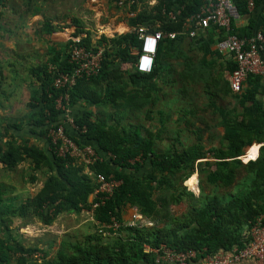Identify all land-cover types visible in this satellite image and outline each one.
<instances>
[{"label":"trees","instance_id":"1","mask_svg":"<svg viewBox=\"0 0 264 264\" xmlns=\"http://www.w3.org/2000/svg\"><path fill=\"white\" fill-rule=\"evenodd\" d=\"M147 1L137 0L132 5L126 0L124 6L133 14L128 19L129 27L146 26L149 32L159 30L163 34L150 73H140L134 67L132 49L140 46L136 32L110 39L101 37L94 46L103 48L100 73L82 78L70 88L56 89L48 73L49 65L72 71L69 41L64 49L52 52L30 70L41 81L40 90L31 96V110L25 119L12 124L1 122L0 166L11 172L28 162L32 172L29 182H37L36 173L43 181L39 190L24 201L19 196H6L11 188L0 186V264H130L139 259L155 262L149 249L162 246L174 252L195 251L194 262L198 263L206 255L242 249L250 241L249 229L264 214V79L248 75L241 92L234 93L229 77L236 64H225L224 78L222 70L214 73V63L205 65V58L220 57L212 46L228 35L246 40L258 31L264 35V0H253L251 10L246 1L232 0L237 18L245 19V25L236 27L233 18L231 31L210 24L203 35L193 38L185 22L199 11L204 0H158L150 9ZM169 13L175 18L168 17ZM72 22L76 27L72 36L82 34L84 30L77 21ZM49 23L45 19V27L51 31ZM169 33L176 35L169 38ZM81 44L91 47L87 34ZM185 44L192 55L184 57L176 94L186 98L188 86H199L206 100H176L175 123L183 122L186 129L192 130L194 142L183 138L178 128L172 136L174 131L166 124L169 116L162 110L157 111L161 117L152 127L140 121L154 122V106L160 101L159 84L167 85L174 67L171 60L184 54L180 47ZM194 54H200L199 61L192 60ZM203 68L213 78L206 79ZM186 80L195 84L186 86ZM195 92L198 96L196 88ZM61 94L68 96L64 105L73 110V123L78 129L74 131L63 123L65 136L80 149L90 146L99 155L91 164L85 165L69 155L59 156L55 151L51 132L62 124V113L56 108ZM168 94L163 91L164 98ZM221 96L232 98L234 107L219 106ZM199 111L219 116L223 133L218 146L205 148L216 137V124L200 116ZM26 127L31 135L46 141L47 147L10 134L11 130L20 132ZM164 138L169 142L162 144ZM253 144H262L257 157L250 151L246 157L255 159L243 163L240 157ZM194 172L199 179L197 196L183 185ZM98 174L118 185L111 195H100L90 202L96 187L93 178ZM94 203L98 206L93 209ZM181 205L183 209L177 212L175 209ZM127 207L134 208L143 221L152 225H122L117 230L108 227L112 217L125 222L122 215ZM83 210L92 212L100 229L86 235L83 241L62 240L52 258L47 259L49 249L25 247L12 234L11 225L16 219L23 220V226L32 220L49 226L60 214H79ZM104 232L111 236L110 240H103ZM54 240L52 236L36 242L51 247Z\"/></svg>","mask_w":264,"mask_h":264},{"label":"crops","instance_id":"2","mask_svg":"<svg viewBox=\"0 0 264 264\" xmlns=\"http://www.w3.org/2000/svg\"><path fill=\"white\" fill-rule=\"evenodd\" d=\"M66 1L67 0H0V60L3 59L2 63H0V83L4 82L7 86L6 89H3L1 85L3 86L4 83L0 84V131H2V121L3 123L12 124L25 119V117L30 113L31 109L28 107V103L31 100V96L35 93V90H40L41 85V81L34 77L30 73V70L33 67L38 66L39 64L41 65V63L44 62L47 57L50 56V54H52V52H55L56 50L61 51L62 49H64V45H66L69 41L67 40L68 36H72L76 31V27L73 25L72 22L73 20L77 21V24H79V26L84 30L82 33H86L89 36L91 46L97 45L98 41L103 36L110 39L115 35L127 33L131 29V27H129L128 25V19L132 17L133 14L129 13L125 6H119L117 4V1L114 0H69L68 2L71 4L80 3L81 7L79 8L77 18L73 17L74 15H71L69 19L63 22L68 25L67 27H64V25L59 22L57 16H51L50 18V14L56 12V10H59L61 13L65 14ZM109 3H115L118 6L115 7V11H113V8L109 5ZM59 4L61 5L60 9ZM103 4H105V6H103ZM45 19H49V24L52 27L51 31H49L48 28L45 27ZM103 20H105V23H103ZM235 21L236 27H242L243 25H245L246 20L236 18ZM73 28H75L74 32ZM33 40L35 42H33ZM188 48L189 46L186 44L180 47L181 53L184 52V54L177 59L171 60V63L174 67L172 69L170 78L167 81V85L164 86L162 85V83L159 84L162 93H158L160 101L157 105L154 106L152 114L153 117L157 115L158 117H161L160 114L157 113V111L162 110V112L164 113V111L166 110V113H164V115L169 116V120L166 124L171 129L175 127L173 126V124L176 125L175 119L178 116V112H176L178 110L176 100L197 99L199 102L206 100V95L202 94L201 88L199 86L189 87L188 84L191 82H187V80L186 86H188V88L186 91V98L180 96V93L179 96L176 94L178 93L177 87L180 83L178 77L179 72H181L183 68L182 63H184V57H191L192 55V52H188ZM212 49L218 50V55L220 57L214 55L208 57L207 59L205 58V62L208 61L205 63V65L209 66L211 63H214V73L216 69L222 70V77L225 78V64L228 63L229 60L227 56L219 50L218 43L212 46ZM30 52L32 53V55L29 54ZM42 53H44V55ZM194 55L195 56L192 57V60L199 61L200 54ZM29 58L31 62H26ZM216 58L218 60H216ZM36 60L39 61L35 62ZM19 68L22 72L26 74H24L25 77L28 78V80H23L27 81L25 83L26 86L29 88L28 90H19V83L13 80L14 78L12 76V73L18 72ZM203 71V74H205L204 68ZM205 77L209 80L213 78V75L211 76L206 73ZM174 78H176V80ZM13 82H15L14 85L16 89H11L13 86ZM191 84L194 85L195 82H192ZM195 88L198 91V96H196ZM163 91L169 93L167 98L163 97ZM20 94L22 96H20ZM37 95L38 94H36V96ZM221 97H219L217 101L223 102L224 107L226 106V108H232L236 104L235 101L230 97ZM19 98L22 99L24 103L22 102V104L18 107L16 102L17 100H19ZM19 113L21 114L20 116L24 117H22L21 119L12 117L13 115H16L18 117ZM199 114H201L200 116L204 118L206 116L208 122H211L212 117H215L214 114H205V111H199ZM216 117L218 116L216 115ZM158 120L159 118L156 122H158ZM172 121H174V123H172ZM199 125L202 127L201 123ZM218 131L223 133V128L218 127ZM20 132H28V127L24 128ZM17 133L19 132L13 130L10 131V134H12L15 138L25 136L22 135L18 137L16 135ZM204 138H207V136H205ZM261 145L262 144H253L252 146L246 148L244 155L247 156L250 151H254L256 158L258 155V149ZM246 156L245 158L249 159ZM91 200L92 197L90 196L89 201L91 202ZM88 212L91 213L89 220H85L82 218V216H79V222L77 223V221H75L72 225L70 223H63L62 221L56 222V220L49 226L42 225V228H49V233L53 234L56 237V247L52 248V246L48 247L47 245L42 246V248L44 249H49L47 253V259L52 258L55 255V252L59 248V244L62 240H68L71 242H76L80 240L83 241L86 235L94 234L96 230L100 229L98 227L97 222L93 219L92 212ZM88 212L86 211L85 214H89ZM135 212L136 210L134 208H125L122 215L123 220L128 221L129 219H131L132 214ZM65 214L70 215L72 217L74 215V213H63V215ZM79 214H84V210L81 211ZM72 230L73 232H71ZM77 231H79L80 234H77ZM103 236L104 241L111 239V236H109L108 233L103 234ZM130 264L168 263H157L151 262L150 259H139V261L130 262ZM233 264L260 263H258V261L253 258H248L242 259Z\"/></svg>","mask_w":264,"mask_h":264},{"label":"built area","instance_id":"3","mask_svg":"<svg viewBox=\"0 0 264 264\" xmlns=\"http://www.w3.org/2000/svg\"><path fill=\"white\" fill-rule=\"evenodd\" d=\"M158 0H148L147 8L153 7ZM246 1L247 7L253 9V0ZM126 0H118L119 6H124ZM137 0H130V4H135ZM141 7L139 6L140 10ZM171 19L175 18L172 13L168 14ZM237 18V11L232 0H204L199 11L186 20L188 35L193 38L198 34H204L210 24L224 29L226 32L231 31V20ZM129 32L137 33L140 42L139 49H132V55L135 57L134 67L140 73H150L154 58L157 53L159 41L163 38L161 31L149 32L148 27L138 26L131 28ZM176 33H169V38H174ZM68 45V62L73 65L70 72L61 71L59 68L49 65L48 73L53 79V86L56 89L70 88L80 79H88L97 76L102 67L103 48L91 46L86 48L81 44L86 37L85 33L78 36H71ZM218 48L227 56L229 61L236 64L235 69L229 77V85L234 93H240L248 75H258L264 78V35L258 31L250 39H239L234 35H228L227 38L218 43ZM68 96L60 95L56 99V108L62 113V124L51 132L52 142L59 156L78 158L84 164L88 165L99 159V155L94 152L90 146L80 149L73 140L65 136V125L70 129L78 130L73 123L72 109L66 108ZM264 102V96L262 97ZM84 131V130H82ZM96 187L91 195L92 200L100 198V195H111L117 182L106 180L98 174L94 178ZM98 203H94L92 208H96ZM122 225H152L151 222L143 221L142 217L136 212L132 214L131 219L124 223H119L114 217L111 218V227L114 230L119 229ZM139 226V227H140ZM250 241L242 249H236L229 252H220L215 256L206 255L198 263L194 262L196 258L195 251L174 252L165 246L159 249H149L157 263L166 262L170 264H233L242 259L253 258L260 264H264V214L257 217L255 223L248 231ZM40 256L39 254H37Z\"/></svg>","mask_w":264,"mask_h":264},{"label":"rangeland","instance_id":"4","mask_svg":"<svg viewBox=\"0 0 264 264\" xmlns=\"http://www.w3.org/2000/svg\"><path fill=\"white\" fill-rule=\"evenodd\" d=\"M68 1L69 0L66 1V5H65L66 6L65 7V10H66L65 14L61 13L59 10L58 11L56 10V12L50 14V18H51V16L52 17L57 16L59 22L61 24H63L64 27L65 26L67 27L68 25L63 23V22L66 21L67 19H69V17H71V15H74L73 17L77 18V14L79 13V8L81 7L80 3H76V4L72 3L71 4ZM109 5L113 8V11H115V7L117 5L115 3H112V4L109 3ZM60 6L61 5L59 4V9H60ZM103 6H105V4H103ZM103 23H105V20H103ZM63 25H61V26H63ZM74 29L75 28H73V32H74ZM70 38H72V37L69 35L67 40H70ZM33 42H35V41L33 40ZM29 54L32 55L31 52ZM42 54L44 55V53H42ZM2 60H0V63H2ZM38 61L39 60H36L35 62H38ZM40 61H41V59H40ZM26 62H31L30 58ZM24 74L25 73L22 72L20 70V68L18 69V72L12 73V76L14 78L13 80H15L16 82L19 83L18 87H19V90H21V91H24L25 89L26 90L29 89L26 86V83H25L27 81H23L25 79L28 80V78L25 77L26 74L25 75ZM3 83H0V84H3ZM14 84H15V82H13V86H12L11 89H16ZM1 87H3V89H6L7 86L4 83L3 86L1 85ZM20 96H22V95L20 94ZM22 102H23V100L19 98V100H17V102H16L17 106L19 107L22 104ZM217 102H218L219 106L224 107L223 102H221V101H217ZM225 108H226V106H225ZM164 113H166V110L164 111ZM20 115L21 114L19 113L18 117L16 115H13V116L11 115V116L13 118H18V119H21L22 117H24V116H20ZM141 118H143V117H141ZM154 118L156 119L155 120V123H156V121H157V119L159 117L157 115V116H154ZM219 119H220L219 116L218 117H212L211 123L215 124V122H216V125L214 127V131L216 133V137L212 138L210 143H206L207 145H206L205 148H207L209 146H218L219 145V142H220L219 141V135H221V133H222V132L218 131V127H220L217 124ZM140 121L145 127H152L155 124L153 121L152 122L143 121V120H140ZM123 123H125V122H123ZM172 123H174V121H172ZM173 126H175V127H173ZM173 126H172L173 127L172 131H174V133L172 134V136L175 135L176 129L178 128L180 130L181 135H182L183 138H187L191 142L195 141L194 135H191V133H190V132H192V130L186 129L185 128V124L183 122H180L178 125L173 124ZM16 135L18 137L22 136V135H25L24 137L29 139L32 143H36L40 147H47V142L46 141L42 140V138H38L36 136L30 135L28 132H24V133L19 132ZM205 136H207V133L203 135V139L204 140H205V138H204ZM190 141H187V143H189ZM167 142H169L168 139L164 138L161 143L162 144H166ZM204 146H205V141H204ZM245 156L246 155L240 157V160L243 163H246V162H248L250 160V159H246ZM31 173L32 172L30 170L28 162L20 164L17 167V169H15L14 171H11V172H8V171H5L4 169H1V166H0V186H1V189H2V187H5V188H9L10 187L11 188V190L7 191V193L5 195L6 196H12V197L19 196V198L21 200H23V201L26 200L27 198L33 196L39 190V188L41 187L43 178L38 173H36L37 178H38L37 182L31 184L29 182V177H30ZM198 180H199L198 179V174H197V172H194V174L190 178H188L183 184L184 186H186L188 191H190L191 193H193L196 196L199 193ZM183 207H184V205H181V207L178 208L179 210L177 208L175 210H177V212H180V209H183ZM85 212L86 211L84 210V214H82V215H80V214L75 215L74 214L73 215L74 218L72 216H70V215H66V214L63 215L62 214L63 216L60 215L55 220H56V222L62 221L63 223H67V224L70 223L72 225L75 221H77V223L79 222V220H80L79 216H82V218L85 219V220H89V217H90L91 213L87 211L89 214H85ZM23 222H24L23 220L16 219L13 222V224L11 225V229H12V234L15 235V237L17 236L16 239L18 241H20L25 247L37 246L39 249H41L43 244L36 242L37 239L42 238L45 241H47V240H50L52 238V236L55 237L53 234L49 233V231H50L49 228H42L43 227L42 224L40 222L36 221V220H32L26 226L22 225ZM71 232H73V230ZM85 232H86V230H85ZM76 233L80 234L79 231H77ZM54 242L55 243L52 245V248L57 246L56 237H55ZM42 249H44V248H42ZM38 254H40V253H38Z\"/></svg>","mask_w":264,"mask_h":264}]
</instances>
